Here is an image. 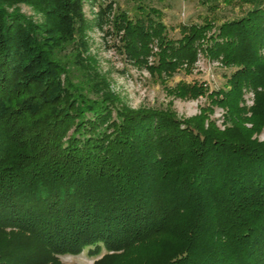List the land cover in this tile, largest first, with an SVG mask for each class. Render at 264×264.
Masks as SVG:
<instances>
[{
	"label": "trees",
	"instance_id": "trees-1",
	"mask_svg": "<svg viewBox=\"0 0 264 264\" xmlns=\"http://www.w3.org/2000/svg\"><path fill=\"white\" fill-rule=\"evenodd\" d=\"M95 1L0 0V264H64L84 248L104 250L93 264H264V0L177 38L142 0L87 19ZM93 26L171 99L121 101L89 55ZM199 55L230 70L223 87L167 85ZM198 96V114L176 113L174 98Z\"/></svg>",
	"mask_w": 264,
	"mask_h": 264
},
{
	"label": "rangeland",
	"instance_id": "rangeland-1",
	"mask_svg": "<svg viewBox=\"0 0 264 264\" xmlns=\"http://www.w3.org/2000/svg\"><path fill=\"white\" fill-rule=\"evenodd\" d=\"M110 0H96L93 4L86 2L84 12L87 19L93 20L99 5H105ZM117 7L128 11L133 15L134 5L138 0H114ZM141 1V0H140ZM149 6H154L161 11V18L166 25L168 37L177 38L180 36L179 27L181 24L200 23L205 17L213 19L216 24L223 20L240 16L250 7V4L243 0L217 1L214 9L208 8L202 0H142ZM20 10L26 14H32V10L26 5H20ZM106 26L103 29L93 26L86 32V40L89 45V55L96 61L98 70L108 77L110 86L125 104L132 108L140 106L164 105L171 96H167L163 84L158 82L144 67H138L130 62L120 50L118 39L110 33H106ZM230 70L225 69L218 62L207 60L199 55L190 73L179 70L171 78L167 79V85L173 86L178 81L201 82L207 85L208 91L217 90L225 84L226 77ZM253 92L245 91L243 98L246 106L253 103ZM173 108L183 118L191 117L199 113L201 107L206 106L207 99L198 96L195 99L174 98ZM223 110L214 107L211 118L216 124L223 128ZM249 125V124H247ZM260 140H264V129L258 134ZM100 254L89 253L84 248L78 254H59V260L64 264H93V261Z\"/></svg>",
	"mask_w": 264,
	"mask_h": 264
}]
</instances>
